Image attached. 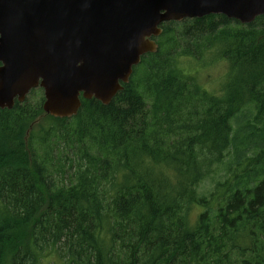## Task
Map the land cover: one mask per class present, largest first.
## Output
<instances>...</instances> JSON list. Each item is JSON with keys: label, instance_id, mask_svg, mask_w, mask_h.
Here are the masks:
<instances>
[{"label": "trees", "instance_id": "trees-1", "mask_svg": "<svg viewBox=\"0 0 264 264\" xmlns=\"http://www.w3.org/2000/svg\"><path fill=\"white\" fill-rule=\"evenodd\" d=\"M161 29L109 105L0 109V264H264V16ZM213 51L218 94L180 65Z\"/></svg>", "mask_w": 264, "mask_h": 264}, {"label": "water", "instance_id": "water-1", "mask_svg": "<svg viewBox=\"0 0 264 264\" xmlns=\"http://www.w3.org/2000/svg\"><path fill=\"white\" fill-rule=\"evenodd\" d=\"M211 15L248 25L264 0H0V109L38 88L54 118L76 116L82 97L109 105L162 24Z\"/></svg>", "mask_w": 264, "mask_h": 264}, {"label": "rangeland", "instance_id": "rangeland-1", "mask_svg": "<svg viewBox=\"0 0 264 264\" xmlns=\"http://www.w3.org/2000/svg\"><path fill=\"white\" fill-rule=\"evenodd\" d=\"M180 65L187 69L191 76L196 78L198 83L210 89L215 94L220 93L227 77L228 63L222 56H219L217 51L209 53V55H206V57L200 61L192 58L191 60L181 59ZM40 89L41 88L33 90L35 92L31 91L26 100L31 103H37L41 100V97H43L45 101L44 90L42 89L43 94H41ZM218 179L219 178L217 177V180ZM213 183H215L214 178L206 180L201 184L200 191L208 193L213 189Z\"/></svg>", "mask_w": 264, "mask_h": 264}]
</instances>
